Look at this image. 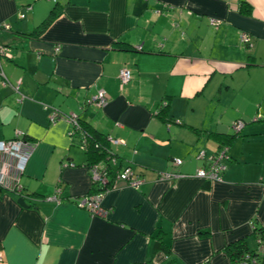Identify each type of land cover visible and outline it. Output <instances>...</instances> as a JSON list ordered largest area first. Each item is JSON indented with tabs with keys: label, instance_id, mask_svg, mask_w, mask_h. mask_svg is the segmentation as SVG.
<instances>
[{
	"label": "crops",
	"instance_id": "crops-1",
	"mask_svg": "<svg viewBox=\"0 0 264 264\" xmlns=\"http://www.w3.org/2000/svg\"><path fill=\"white\" fill-rule=\"evenodd\" d=\"M244 1L247 13L241 0H0V24L10 26L0 28L9 81L0 84V141L19 132L31 151L20 178L26 206L0 188V264H158L159 240L178 264H231L228 243L246 237L255 248L264 155L252 161L232 142L221 180L196 176L221 149L210 133L232 134L227 125L239 120L235 140L262 134L249 127L264 103V0ZM55 6L58 15L38 37L22 34ZM122 67L131 79L121 87ZM101 89L104 106L84 104ZM162 100L168 110L159 116ZM218 106L231 109V119L207 126L206 112L218 117ZM71 114L120 140L113 167L129 165L144 179L138 188L118 181L108 189L99 202L104 215L78 203L97 187L79 137L69 134ZM165 171L181 176L159 179ZM57 190L60 200H51Z\"/></svg>",
	"mask_w": 264,
	"mask_h": 264
},
{
	"label": "built area",
	"instance_id": "built-area-1",
	"mask_svg": "<svg viewBox=\"0 0 264 264\" xmlns=\"http://www.w3.org/2000/svg\"><path fill=\"white\" fill-rule=\"evenodd\" d=\"M54 2L58 0H52ZM19 17H24V14H20ZM222 21L219 19L211 18L210 24L217 26ZM0 28L8 30L10 26L6 23H1ZM241 42L243 44L250 43V37L247 33H241L240 35ZM4 47L0 44V57L5 55ZM60 50V45H56L55 51ZM0 78L1 83L6 85L9 83L5 74L0 65ZM131 79V70L128 67H122L119 71V81L121 87L127 83ZM19 83L15 87L17 90L19 88ZM108 94L104 90H99L96 95L92 96L87 100L88 104L95 105L97 107L104 106L108 101ZM56 117V113L54 114L53 118ZM53 118H51L53 120ZM67 120L69 124L72 126V129L69 131L71 136H74L75 129L78 128V124L76 121V114H71L67 116ZM179 122V120H176ZM244 126L242 121H237L233 124L234 130L239 131ZM21 133L17 132L16 138L9 139V140H2L0 141V188L5 187L12 190L15 194L19 197L24 196V188L20 183V178L25 171L27 162L29 160L31 151L29 149L30 144L28 141L20 138L19 135ZM81 147L84 149L85 141L79 140L78 142ZM109 143L111 146L117 145L120 143V140L115 138L109 137ZM227 148L219 149L218 153L211 155L208 157V163L206 166L200 167L196 171V176L206 179L207 181H215L221 180V173L226 168L223 161L228 159V155L226 153ZM111 152V150H110ZM200 156L204 158V151L200 152ZM109 163L106 162H99L93 164L88 167L92 184L97 187L96 192L88 193L84 195L79 201V205L86 208L93 214L104 215L106 212L100 206V199L102 195L110 188L115 187L118 181H124L126 184L133 188H138L143 182L144 179L137 175L130 167H123L119 169L114 176L109 173V169L111 170L112 166L116 165V158L109 157ZM173 163L176 165H180L182 160L179 158L173 159ZM73 165L72 163H70ZM181 176L179 173L173 171H165L159 172L158 178L162 180H170ZM60 193L59 190L56 191L54 195L50 197L51 200L59 201L58 194Z\"/></svg>",
	"mask_w": 264,
	"mask_h": 264
},
{
	"label": "trees",
	"instance_id": "trees-1",
	"mask_svg": "<svg viewBox=\"0 0 264 264\" xmlns=\"http://www.w3.org/2000/svg\"><path fill=\"white\" fill-rule=\"evenodd\" d=\"M247 7L248 4L244 0H241L242 12L247 13L248 12ZM58 13H59L58 7L57 6L53 7L49 15L44 20H42L41 23L38 24L31 32L22 33V34L26 37H38L54 20V18L58 15ZM125 48H127L126 45ZM163 101L164 100H162V102L159 104L157 110L159 116H164L168 110V102L167 101L163 102ZM84 104L85 105L88 104L87 100L84 102ZM254 120L260 121V120H264V118L256 117ZM76 121L78 124V128L75 129L74 135L79 137V140L82 139L85 141L84 149L81 147L79 143L78 146L81 147L86 154V159H85L86 166L89 167L99 162L109 163L108 161L109 157L113 156L116 158L117 154L114 153L112 146L109 143V137L107 135L98 131L89 121L81 119L78 114H76ZM168 121L169 122L175 121L179 124L181 123L180 121L179 122L176 121V119L175 120L169 119ZM237 121L239 120H236L235 122ZM187 126L191 128L195 133L200 132L198 128L192 127L190 125ZM239 135H240V130L239 131L233 130L232 134H227L223 132H214V133H210L209 137L214 138L217 142H219L220 148L222 149L228 147L232 142H234L235 138ZM125 167L131 168V166L129 165ZM118 170L112 166L111 170L109 169V173L112 176H114ZM251 234L254 237L256 243L255 248L249 247L246 237H240L228 243L224 247L225 253L229 257L231 264H264V226L253 225ZM155 248L157 249V251L158 249H160L165 255V259H163L158 264H178L176 259L171 256L168 247H165L164 243L162 244L160 240L156 242ZM149 263L151 262L146 261V262L132 263V264H149Z\"/></svg>",
	"mask_w": 264,
	"mask_h": 264
},
{
	"label": "rangeland",
	"instance_id": "rangeland-1",
	"mask_svg": "<svg viewBox=\"0 0 264 264\" xmlns=\"http://www.w3.org/2000/svg\"><path fill=\"white\" fill-rule=\"evenodd\" d=\"M253 77L254 75H250L247 79V82H249V84L253 83ZM0 84H1V78H0ZM7 85V84H6ZM250 87V85H249ZM229 101V98H225V101ZM262 107V113H257L256 111V117H260V116H264V103H262L261 105ZM218 111L220 112L218 117H215L217 113H212L211 110L206 111H202L203 113H207V119L209 120V122L207 123V126H213L214 124V120L213 122L211 121L212 119H218L219 117L223 116V122L224 124H227V122L231 119V109H227V108H223L222 110L219 109L218 106ZM260 112V111H259ZM251 118H253L254 116H250ZM233 122L230 123V125L227 127H229L232 131L233 129ZM260 124V125H259ZM250 129H260V132L262 134H257V135H249V136H245L244 139L242 138H237L232 146H233V150L239 151L240 155L242 153L245 154V156H247L246 158L254 161L255 158H257L260 155H264V122H253L252 125H250L249 130ZM262 130V131H261Z\"/></svg>",
	"mask_w": 264,
	"mask_h": 264
},
{
	"label": "water",
	"instance_id": "water-1",
	"mask_svg": "<svg viewBox=\"0 0 264 264\" xmlns=\"http://www.w3.org/2000/svg\"><path fill=\"white\" fill-rule=\"evenodd\" d=\"M86 100H88V99H86ZM218 151H219V150H218ZM218 151H215L213 154L218 153ZM226 153H227V150H226ZM213 154H212V155H213ZM18 203H19L20 205H22V206H26V203H25V200H24L23 197H19V198H18ZM149 264H153V263H149Z\"/></svg>",
	"mask_w": 264,
	"mask_h": 264
}]
</instances>
